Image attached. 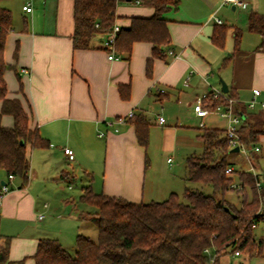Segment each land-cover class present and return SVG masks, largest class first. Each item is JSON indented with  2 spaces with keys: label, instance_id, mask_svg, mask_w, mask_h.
Here are the masks:
<instances>
[{
  "label": "crops",
  "instance_id": "crops-1",
  "mask_svg": "<svg viewBox=\"0 0 264 264\" xmlns=\"http://www.w3.org/2000/svg\"><path fill=\"white\" fill-rule=\"evenodd\" d=\"M180 1L178 10L164 15L171 45L165 60H154L150 75V43H135L130 55L118 54L119 59L114 61L102 47L104 35H98L88 50L74 49L75 0L2 2L13 14L4 53L11 67L5 73L7 97L21 102L29 116V128L38 129L50 147L28 146L29 182L24 186L16 177L10 183L12 191L0 208V264H35L41 239L54 238L62 244L63 234L54 228L57 217L64 229L73 226L74 230L76 219L87 222L80 214H70L68 205L78 206L73 198L64 195L65 217L56 215L50 198L45 199L47 193L57 192L63 174L85 180L81 195L91 186L96 194L134 204L164 202L177 189L185 190L186 166L184 171L182 162L177 165L172 157H180L186 164L199 147L203 148L198 138L201 123L205 128L223 130L229 125L215 115L199 118L194 113L198 98L221 89L220 79L227 84L228 95L238 101L237 112L264 113V50H259L262 37L248 28L250 15L264 19V0H242L244 5H232V11L223 0ZM29 3L31 13L23 9ZM116 14L117 25L126 29L131 25L130 18H151L154 10L121 1ZM219 27L227 28L223 47L213 42ZM121 86L129 87L127 99L121 96ZM255 90L260 95L251 110L248 105ZM2 108L0 101V112ZM131 112L150 125L147 147L138 143L136 129L128 120L120 122ZM1 123L12 128L14 119L4 115ZM65 149L73 151L74 160ZM250 150L249 156L232 153L230 161L233 154L237 155L251 165L241 171L253 169L257 173L259 160L254 165L255 157L250 159V155L259 153L264 161V135ZM6 178L2 176V180Z\"/></svg>",
  "mask_w": 264,
  "mask_h": 264
},
{
  "label": "trees",
  "instance_id": "trees-1",
  "mask_svg": "<svg viewBox=\"0 0 264 264\" xmlns=\"http://www.w3.org/2000/svg\"><path fill=\"white\" fill-rule=\"evenodd\" d=\"M3 1L0 0V101L3 102L0 112V183L3 175L7 178L14 175L21 178L25 186L31 168L27 147L48 149L50 144L41 137L38 129L29 128V116L21 102L7 97L5 73L11 67L5 62L4 53L7 36L12 30L13 14L2 6ZM121 1L126 0H75V50L90 49L98 35H105L113 29L118 20L117 5ZM132 2L152 8L154 15L151 18H130V27L122 29L118 35L116 49L118 54L130 55L135 43L152 44V58L147 63L150 75L154 60H165L171 45L164 15L178 10L181 1ZM248 28L261 35L259 50H264V19L257 14L250 15ZM226 33V27L215 31L213 42L218 47H223ZM119 90L127 99L129 87L121 86ZM4 115L13 117L12 128L2 126ZM241 117L239 139L250 149L264 135V113L242 112ZM128 121L136 129L138 143L147 147L148 122L141 116ZM198 138L203 144V152L186 160L187 186L182 199L172 194L164 202L134 204L96 194L91 186L85 187L77 205L94 209L86 214L82 212L80 218L97 227V241L78 234L76 252L72 255L59 240L41 239L34 257L35 264H221V259L228 254L263 257V240L256 238L254 229L264 224V171L258 175L251 171L227 173L233 165L226 130L201 128ZM60 179L70 186L77 180L68 174L61 175ZM259 181L260 187L257 186ZM234 183L240 184L242 190L236 191L232 187ZM197 185L210 187L212 193L206 194ZM231 192L239 195L240 208L227 198ZM8 264H24V261Z\"/></svg>",
  "mask_w": 264,
  "mask_h": 264
},
{
  "label": "rangeland",
  "instance_id": "rangeland-1",
  "mask_svg": "<svg viewBox=\"0 0 264 264\" xmlns=\"http://www.w3.org/2000/svg\"><path fill=\"white\" fill-rule=\"evenodd\" d=\"M227 9L232 11V5L227 6ZM218 119H222V118L218 117ZM247 150H248V156H249V154H251L250 152L252 150H250L249 148ZM202 152H203V148L199 147L197 153H195V154L199 155V154H202ZM252 156L255 157V159L253 161L254 165H256V163H258V160H259V163L256 165L257 170H258L257 174H259L258 172H260L261 170L262 171L264 170V161H262L261 158L259 157L260 156L259 153H257V154L254 153V154L250 155V159H253ZM172 160L174 161V163L176 162L177 165L181 164V162H182V165H180V166L185 171L186 164L182 158L172 157ZM243 160L244 159H241L237 155H234V154L231 157L232 164L236 168V171H241V169H243V168L248 169L251 167V165H249L246 160L244 162H243ZM181 167H180V169H181ZM183 178L185 180V178H186L185 175ZM185 182L182 183V186H184ZM84 185H85V180L83 178L82 179L79 178V180H77V182L71 186V190H70L69 189L70 185H68L66 182L63 181L62 183H60L59 186L57 185V187H56V189H58L57 192L51 191L50 193H47V195L45 196L46 197L45 199L50 198V200L53 204V205H51V207H53V209H55L54 213L56 215L58 214L61 217L68 216L67 213L65 211H63L66 207V202L63 201V199L65 198L64 195H67L68 197L73 198L75 201H78V199L82 193V188L84 187ZM197 188H200L206 194L212 193V189L210 187H203V186L197 185ZM183 191H184V189H181V188L177 189L175 191L176 194H178L181 199H182ZM227 198L231 202H233L238 208H240V206H241L240 200H239L240 197L238 194L231 192L227 195ZM71 204L72 203H70V205H68L69 206L68 209L71 211L70 214H73L76 217L79 214H82L81 213L82 211L85 214L88 211H92V210L94 211V209L87 207V206H82V205H78L75 209L74 205L71 206ZM63 214H65V215H63ZM55 221H54L55 230H57V232H62V234H63V238H64L62 241L63 247L72 255H74L76 252L75 242H76L77 234L82 233V234L90 237L93 241H97L98 229L91 222H88V221L82 222V220L76 219V221L73 222L74 224L72 222H70L74 225V230H73V226H72V228L70 226V228L67 229V227H65V229H64V227L62 226L63 221L61 219H59L58 217L56 218ZM55 234H57V233H55ZM254 234L258 240H263V257H261V258H259V257L249 258L248 256H243V255H241L240 257H236L233 254H228L227 256H225L221 259V264H231V263L232 264H264V224L257 226L254 229Z\"/></svg>",
  "mask_w": 264,
  "mask_h": 264
},
{
  "label": "built area",
  "instance_id": "built-area-1",
  "mask_svg": "<svg viewBox=\"0 0 264 264\" xmlns=\"http://www.w3.org/2000/svg\"><path fill=\"white\" fill-rule=\"evenodd\" d=\"M225 4H230L235 7H241L244 5V2L242 0H223ZM139 3V2H137ZM24 11L27 13L32 12L31 3H29L27 6H25ZM216 23L218 25H223V22L217 18H214ZM98 28V25L96 26ZM121 27L117 24L114 25L113 29L104 35V39L102 41V47L103 49L108 53V59L110 61L118 60V52L116 49V43L118 40V35L121 33ZM171 55H173L172 52H170ZM24 74H28V70H23ZM164 92V91H162ZM260 95L259 90L254 91V98L249 103L248 107L251 110H254L256 108V105L258 104L257 97ZM237 100L233 97H230L228 94H225L221 89L215 90L210 94H205L204 96L197 99L196 104L194 105V113L199 118H205L208 115H215L217 117L226 119L229 122V125L226 129V132L229 136V146L233 150L235 148H239V153H241L244 156L248 155L247 148L241 143L238 135V131L242 124V117L239 112L236 110V104ZM205 103L214 104L213 107L206 106ZM261 107L264 108V103H261ZM135 117V114L133 112L129 113V115L121 119L120 122H125L127 120L133 119ZM160 123L164 124V119L160 117ZM201 128H205L204 124L201 123ZM100 136H103L101 134ZM259 150L258 148L256 149ZM65 154L69 157L70 160H74V153L70 149H65ZM171 160H169L170 162ZM233 167L227 169V173H232ZM251 172L254 173V175H258L255 173V171L252 169ZM16 177L14 175H10L6 180L5 185L0 184V208L3 204V201L5 197L12 191L10 183L15 179ZM261 181L257 183V186L260 187ZM236 191H241L242 186L238 183H234L232 186ZM47 207V205H45ZM40 220L44 218V215H39ZM208 254H210L209 251H207ZM236 256H240L239 253L235 254Z\"/></svg>",
  "mask_w": 264,
  "mask_h": 264
},
{
  "label": "water",
  "instance_id": "water-1",
  "mask_svg": "<svg viewBox=\"0 0 264 264\" xmlns=\"http://www.w3.org/2000/svg\"><path fill=\"white\" fill-rule=\"evenodd\" d=\"M126 2L130 3L132 2V0H126ZM234 9V8H233ZM220 83H221V90L225 93V94H228L229 93V88L227 86V84L222 80L220 79ZM23 144V143H22ZM235 152H239V148H235L232 150V153H235ZM1 185H5L6 182L4 180L1 181L0 183Z\"/></svg>",
  "mask_w": 264,
  "mask_h": 264
}]
</instances>
